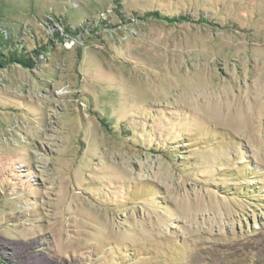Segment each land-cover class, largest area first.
<instances>
[{"label": "rangeland", "instance_id": "374dc122", "mask_svg": "<svg viewBox=\"0 0 264 264\" xmlns=\"http://www.w3.org/2000/svg\"><path fill=\"white\" fill-rule=\"evenodd\" d=\"M0 264H264V0H0Z\"/></svg>", "mask_w": 264, "mask_h": 264}]
</instances>
